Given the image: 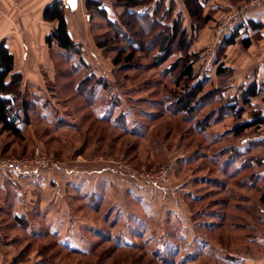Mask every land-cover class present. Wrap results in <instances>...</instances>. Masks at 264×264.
Returning <instances> with one entry per match:
<instances>
[{"label":"rangeland","instance_id":"374dc122","mask_svg":"<svg viewBox=\"0 0 264 264\" xmlns=\"http://www.w3.org/2000/svg\"><path fill=\"white\" fill-rule=\"evenodd\" d=\"M91 1L100 3L106 16L96 9L74 14L81 43L71 50L53 48L48 70L36 77L20 74L21 82L13 86L20 100L32 105L30 124L20 137L0 126V161L32 158L37 149L70 166L77 160L125 157L141 172L168 166L172 186L144 184L155 194L162 189L156 204L152 200L156 208L150 210L146 237L117 235L133 231L119 215L127 210L123 200L133 203L127 193H116L113 202L94 210L71 198L72 189L63 192L69 200L66 212L94 218L105 234H89L92 252L86 255L67 251L46 234L45 220L36 214L42 206L38 192L28 194L21 182L15 193L5 181L0 264H178L186 256L187 264H225L218 255L264 256V247L255 244L264 238V124H259L264 90L244 103L236 70L243 53L255 62L264 57V28L247 29L244 21L252 11L264 12V0H203L207 24L190 17L184 0H148L144 20L131 15L141 8L130 11L117 0ZM129 20L134 29L123 27L122 35L116 29ZM238 30L230 52L224 41ZM243 38L251 39L250 49L242 46ZM187 67H192L190 77L183 74ZM178 99L192 103L189 113L180 110ZM247 123L254 124L236 135L235 128ZM177 185L183 187L174 190ZM31 198L34 204L38 200L33 212ZM137 206L132 209L144 213ZM106 214L115 221L105 225ZM152 231L163 248L156 253L148 241ZM207 242L214 253L205 249ZM175 246L184 251L175 252L180 250Z\"/></svg>","mask_w":264,"mask_h":264},{"label":"crops","instance_id":"0c3cea01","mask_svg":"<svg viewBox=\"0 0 264 264\" xmlns=\"http://www.w3.org/2000/svg\"><path fill=\"white\" fill-rule=\"evenodd\" d=\"M87 1L77 0L75 8L71 6L69 10L64 9L62 6V18L49 22L44 19L46 9L54 3L61 2V0H0L2 6V12L0 13V46L5 44L14 56L15 66L13 73L36 77L41 75V70H48L50 65L54 64L51 50L53 48L64 50L59 45L56 35L63 26L71 43L74 45L81 43L79 40L80 27L75 21L74 14L87 11ZM244 21L260 23L263 25L261 28L263 29L264 12L252 11L247 14ZM249 29L252 30L251 28ZM261 45L264 46V41ZM234 47L235 45L229 47L230 52ZM250 48L251 46L248 49ZM261 55L264 56V53ZM239 58L237 62L238 66L236 67V70L240 74L238 80L239 87H243L246 90L251 85L256 84L257 88L261 91L264 90V57L255 62L247 53H243ZM257 97H252L250 100L252 101ZM102 117H105L104 114H102ZM60 163V167L53 172L48 173L43 171L29 174L21 177L20 183L22 182L23 188H25L28 194L33 195L38 192L41 195L39 197L42 199V202H40L42 206L40 209H37L36 214L45 220L47 227L46 234L48 233L58 238L64 249L72 253L88 255L92 252L91 241L88 239L89 234L94 236H102L104 234L99 231L94 218L72 215L66 212L65 208L69 200L64 196V193L67 189H72L74 192L71 198L84 203L94 210L100 205L101 207L104 206L110 199L113 202L115 198L111 197L116 196V193H127L132 198L133 203H130L131 200L129 199L123 200V202L125 201L124 204L127 210L119 215L123 216L120 217L121 219L125 217L129 224L128 227H131L133 231H122L117 233V235L119 237H130L132 233L141 237L149 236L150 229L148 228L147 220L152 216L151 211H155L156 197L161 195L162 189H153L157 192L156 194L153 191L151 192V190L145 188L144 184L146 183L137 181L117 171L106 160L102 162L97 159L91 162H86V160L85 162H80L77 160L73 166H70L68 163ZM4 183L5 179L0 175V188L1 186L5 188ZM104 193L106 194V198H104ZM158 193L159 195H157ZM153 199L155 204L152 202ZM32 200L35 199L31 198L30 200L32 205L30 208L31 212L38 205V200H36L35 204ZM116 204L117 202H114L112 205ZM135 205L143 208L144 213L134 211L132 207ZM15 206L17 205L15 204ZM15 217L17 219L22 218L18 212H15ZM263 217L264 215L261 216V218ZM112 219L111 214H106L103 216L102 221L107 225L109 221H115ZM113 224H111V230H113L112 227L116 226ZM152 233L148 241L150 247L155 246L154 252L156 253L163 248H161L160 244H157L160 241L157 238L158 234L153 231ZM106 235L108 236V234ZM203 242L206 243L205 240ZM256 243L264 247V238H260V241H256ZM204 247L205 249L209 248V250L211 248V252L214 253L209 243L207 245L204 244ZM174 248L180 249L175 252L182 253L184 251L181 246L180 248L178 246ZM217 258H219V262L223 261L225 264H264V256L257 255H233L230 258L218 255ZM187 263L186 256L178 264Z\"/></svg>","mask_w":264,"mask_h":264},{"label":"trees","instance_id":"16d2710c","mask_svg":"<svg viewBox=\"0 0 264 264\" xmlns=\"http://www.w3.org/2000/svg\"><path fill=\"white\" fill-rule=\"evenodd\" d=\"M120 5H122L124 8L128 10H134V9H140L137 14L135 12H132V16H137V18H141L144 20L145 18V12L143 7L147 5L149 2L148 0H117ZM185 6L190 14V17L195 20L199 21L202 24H207L208 19L207 17H203L204 13V2L203 0H184ZM62 3L57 2L48 7L44 14L45 21L53 22L58 19L62 18ZM87 9L93 10L96 9L99 11V13L105 17L106 12L105 9L101 8V4L98 2H92L91 0L87 1ZM156 9L154 10V12ZM134 22L129 20V22L120 25L119 28L116 30L119 31L121 34L123 33V27H127L130 29H134ZM263 27L260 23H255L253 21L247 22V29L251 28L255 31H260V29ZM178 27L176 29H173V39H177L179 37ZM58 37V42L61 47L64 49H73L75 45L71 43L68 39L66 30L63 27H61V30L56 33ZM124 35V34H122ZM239 30L237 32H234L232 35L226 37L224 41L225 47L233 46L237 43V39L239 36ZM180 38H183V35H180ZM166 42H163L160 45V51L166 52ZM241 44L244 48L248 49L251 46V39L250 38H243L241 40ZM182 46L185 45L184 41L182 40V43L180 44ZM101 48L105 47V45H100ZM136 47H138L136 45ZM159 62L164 61L163 55L161 58L158 59ZM117 63V62H116ZM14 56L10 53L8 48L5 46V44H2L0 46V126L3 130L8 131L12 133L13 135L20 137L22 131L26 126L30 124V118H29V112L31 109V103L28 100H20L19 96V88H13L14 85H18L21 80L22 76L20 74H14ZM222 69L219 70V74H222ZM186 77H190L192 74V67H187L184 69L183 73ZM199 83V81L197 82ZM15 90V91H14ZM260 89L257 88L256 84L251 85L249 88L243 92V100L244 103L248 104L250 103V98L257 97L260 93ZM194 97L192 96V101H194ZM178 104H182L180 107V110L186 113H189V111L192 109V103L191 102H185L184 100L178 99ZM173 104L170 103V107ZM252 124L254 123H247L244 126L236 127L235 130L237 132L236 135H242L243 132L249 128H252ZM259 124H264V121L259 122ZM10 183V182H9ZM261 202L264 204V194L262 195Z\"/></svg>","mask_w":264,"mask_h":264},{"label":"built area","instance_id":"2783aa9c","mask_svg":"<svg viewBox=\"0 0 264 264\" xmlns=\"http://www.w3.org/2000/svg\"><path fill=\"white\" fill-rule=\"evenodd\" d=\"M161 0H155V2H160ZM64 9L69 10L71 8L70 0H61ZM2 12V6L0 4V13ZM90 20L91 16L87 15ZM108 162L119 172H122L129 177L144 182L146 184L156 186V187H170L172 186L173 171L168 166L161 167L158 171L151 172H141L140 170L131 166L125 159L121 157L120 159H111ZM60 162L53 157L47 156L40 149H37L32 158H22V159H8L0 161V175L5 179V181L10 182L14 188L15 193L21 191L19 184L20 179L23 176L29 174H35L38 172H53L60 167ZM183 187V185H177L174 190ZM171 188V187H170Z\"/></svg>","mask_w":264,"mask_h":264},{"label":"water","instance_id":"95a60500","mask_svg":"<svg viewBox=\"0 0 264 264\" xmlns=\"http://www.w3.org/2000/svg\"><path fill=\"white\" fill-rule=\"evenodd\" d=\"M77 0H70V4H71V6L72 7H74L75 8V2H76ZM74 3V4H73Z\"/></svg>","mask_w":264,"mask_h":264}]
</instances>
